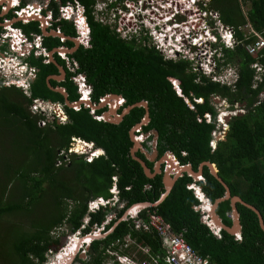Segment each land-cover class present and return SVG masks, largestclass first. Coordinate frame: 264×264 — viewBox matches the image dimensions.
<instances>
[{
	"label": "trees",
	"instance_id": "obj_1",
	"mask_svg": "<svg viewBox=\"0 0 264 264\" xmlns=\"http://www.w3.org/2000/svg\"><path fill=\"white\" fill-rule=\"evenodd\" d=\"M81 2L89 11L91 0ZM210 7L219 13L224 25L234 29L238 41L233 48H223L222 51L224 64L232 62L236 65L237 78L232 84H220L192 71L188 60H164L153 47L137 48L128 44L108 26L91 19V47H80L72 56L79 63L78 71L86 74L92 87L93 102L108 93L124 98L120 110L147 101L150 120L142 130H157L158 155L171 151L180 164L190 163L193 169L202 161L215 164L231 195L255 206L264 221V71L261 80L253 87L255 70L251 67L253 62H258L264 68V48L257 56L250 55L246 46L255 37L246 39L241 29L249 22L264 38V0H242V4L239 0H212ZM16 25L26 34L40 32L37 21ZM62 30L67 35L75 33L66 24L62 25ZM44 39L48 50L61 44L58 38ZM66 45H72V42L68 41ZM55 60L63 64L58 57ZM28 61L38 68L36 79L29 84L30 96L13 84L0 82V165L3 166L0 181H13L15 178H6L11 174H16V180H20L16 186L9 187V193L10 184L4 185L6 190L1 187L0 215L16 216L15 212L27 216L30 212L37 214L33 205L42 201L43 205L48 202L44 211L48 216L31 219L26 228L23 223H18L20 233L14 235L10 245L0 239V251L8 250L6 254L12 258L13 264H44L48 252L56 253L61 247L60 239L52 233L54 230L66 225L72 234L90 233L114 212L115 217L104 225V231L114 226L112 232L91 242L86 258H77L81 264H103L106 245L128 234L136 242L151 247L153 253L162 254L155 232L135 229L130 219L121 220L131 205L154 203L164 192L161 176L147 177L141 165L130 155L129 130L142 119L145 108L134 107L120 123L115 124L94 118L88 107L75 110L64 105L68 116L65 123L52 122L41 126L38 123L40 116L32 114L29 105L32 98L63 104L62 94L51 90L47 83V77L58 75L59 71L55 63H43L41 58L32 56ZM69 76L66 73L64 80L51 79L50 83L54 87H64L68 99L75 101L79 94ZM213 96L225 99L232 108L238 102L245 104L242 108L245 112L228 119L226 134L217 141L215 148L210 143L218 113ZM104 110L96 109L95 114L100 115ZM207 114L211 118L209 121ZM73 137L102 148L103 154L86 161L84 155L71 153L65 162L64 153ZM138 154L142 157L141 153ZM61 161L64 164H58ZM147 165L151 167L152 163L147 162ZM114 176L116 181L112 178ZM203 177L204 181L196 183L208 199L213 202L224 194L223 185L206 166ZM192 182V177L186 174L179 177L159 204L141 211L142 217L147 209H156L175 232L182 233L191 247L208 256L214 264H264V231L256 213L237 202L241 239H235L224 229L217 237L201 221V213L195 209L199 201L193 190L187 188ZM113 186L123 207L117 209L106 205L89 211L88 202L97 197L110 199ZM14 190H18L17 195ZM230 211L229 200L216 208L222 222L228 226L231 225ZM21 218L25 217L21 215Z\"/></svg>",
	"mask_w": 264,
	"mask_h": 264
},
{
	"label": "built area",
	"instance_id": "obj_2",
	"mask_svg": "<svg viewBox=\"0 0 264 264\" xmlns=\"http://www.w3.org/2000/svg\"><path fill=\"white\" fill-rule=\"evenodd\" d=\"M161 1L162 6H174L178 18L176 23H172L168 29L172 30L173 26H175L176 29H178L179 26H184L185 32L183 36L177 35L175 38L177 41L181 42L179 45H176L173 42L174 38L169 37L171 47L167 49V52L176 60H179V58L189 60L191 62L192 71L196 73L206 75L210 77L211 80L221 84H232V80L230 77L228 78V74L230 76V74L233 73H227L223 68L224 59L222 51L223 48H233L238 41L235 39L234 29L230 26L224 25L219 13L210 7L212 0ZM239 1L242 4V0ZM242 11L246 16L245 7L243 5ZM81 26V33H85L86 29H84V23H82ZM245 28H249L247 32L244 31ZM9 29V32L1 34L2 36L0 39L5 41L7 36L13 35L12 39H10L9 45L11 51L16 52L17 50L21 55H25L28 51L24 47L19 48L18 46H20L21 42H25L29 47H33V42L22 34L20 30L16 28ZM241 29L245 32L246 39H251V36L255 37V39H252L247 44L246 49L250 55L257 56L260 50L264 48V38L252 28L249 22H246ZM200 37H204L202 43L206 45V48L205 50L203 49L198 52V50L193 47L199 46L198 42L200 41ZM34 41V46H40L39 37H36ZM31 50L28 53H31ZM181 51L184 53L180 56L179 54ZM46 53L47 52L44 51V55H46ZM199 54L205 57V62L197 61ZM251 67L255 70V77L253 80V87H255L261 80V74L264 71V68L258 62H253ZM33 76H35V67H29L25 63L18 62L13 57L0 55V77L9 79L8 82L6 81L7 85L13 84L17 87H21L25 90L26 94L29 95V91H27L29 87L28 79ZM74 79L79 99L91 100L90 95L92 87L86 81L85 76L78 75ZM121 102L122 100H120V103ZM189 105L191 106V104ZM29 110L32 114L40 116L38 123L41 126L52 122L58 124L65 123L68 119L64 106L59 102H52L41 98H32ZM92 114L96 119H99L100 116L95 115L94 112ZM224 116L225 115H223V117ZM206 117L207 121H209V115H206ZM224 132L225 130H223L222 133L214 135L216 136L215 139L224 135ZM72 141L83 143L84 146H80L81 148L79 147V149L72 148ZM71 142L68 148L69 153L83 154L87 151V147L91 146V143L75 137L72 138ZM212 147L214 146L212 145ZM96 151L98 150L93 149V151L90 152L92 155L89 156L91 158L87 159V161L91 160L93 156L98 155H93ZM112 178L116 181L115 176ZM187 188L192 189L194 187L191 184L187 185ZM116 191L117 190L115 189V192ZM107 203H109L108 199L97 197L88 202V210L95 211L100 206H104ZM133 223L135 229L153 231L157 234L162 254L153 253L149 246L136 242V240L128 234L123 238H117L106 245L103 252V264H214L208 256L201 255L197 250L191 247L182 233L175 232L172 229L171 224L167 222L162 215L156 211V209H147L144 217L138 215L133 219ZM217 236L219 237L220 234L217 233ZM134 247L137 251H141L144 256L137 258L134 252L131 253L130 250Z\"/></svg>",
	"mask_w": 264,
	"mask_h": 264
},
{
	"label": "flooded vegetation",
	"instance_id": "obj_3",
	"mask_svg": "<svg viewBox=\"0 0 264 264\" xmlns=\"http://www.w3.org/2000/svg\"><path fill=\"white\" fill-rule=\"evenodd\" d=\"M161 3H162L161 0H91V3L89 5V11H88L87 7L81 2V0H23V1L17 0L16 3H13L8 8L6 13H4L0 16V27H1L0 37H1V34L9 32L10 31L9 28H16V29L20 30L22 34H24L29 40H31V42H33V47H32L31 53L27 55L28 58L26 59V61H28L33 56L35 58H41L43 63L52 62V61H50L48 56L44 55V51H46V52L51 51V50H48L46 45L44 44V40H45L44 38L45 37L58 38L61 44L59 46L54 47V48L65 47L67 50L70 49L72 51H66L63 54H59L58 52H54V54L52 55L53 56V58H52L53 63L56 62L55 57H58L60 60H62L63 64H59L58 62H56L59 65H61L65 70V76L62 80L65 79L66 73H69V75H70L69 79L71 81H73V83L75 84L74 78L77 77L78 75H83V76H85V79H86V74L84 72L78 71L80 68L79 63H78L77 59L74 58L72 55L80 47H83V48L91 47L92 38H91V27H90V22H89L90 19L93 20L94 22L100 23L101 25L108 26V28L117 35V37H119L120 39H122L123 41H125L128 44L134 45L137 48L153 47L154 49H156L158 51V53L162 56V58L164 60L176 61V59L173 58L167 52V49H165V47L163 48L162 46L159 45L160 43L158 44V42L156 43L154 41L155 40L154 33L156 32L159 34L161 32V30H166L168 32L166 34L167 38L171 37L172 33H174V36L176 35L175 26L172 27V30L168 29V27L171 26L172 23H176V21L178 19L176 12L174 10V6H172V7L169 5L162 6ZM6 5L7 4L5 2L0 5V12L2 11V9ZM30 11H35L36 13H38V14H40L46 18V21L44 24H45V29H46L48 35H45L41 29H40L39 33L30 32L29 34H26L22 27L16 25V23L27 24V23L31 22V21L23 22L20 20L15 21V19L18 18L20 15L29 14ZM9 14L11 15L10 17L7 16ZM8 20H10V21L13 20V22L9 26L4 25V23ZM33 21H37L39 28H40V24H41L40 21H38V20H33ZM82 23H84V26H85L84 29H86L85 33H83V32L81 33V28H82L81 24ZM64 24L69 25L74 29V31H75L74 35H67L66 33L63 32L62 25H64ZM52 31L60 32L63 35H65L67 38L65 40H62L57 35H52L51 34ZM171 31H172V33H171ZM12 37H13V35H9L5 38V41H7V43H9V45H10V39H12ZM36 37L40 38V46H34L35 45L34 39H36ZM68 41L72 42V45L67 46L66 42H68ZM165 41L169 42L166 39H165ZM176 41L177 40L174 37L173 42H176ZM168 45L170 46V44H168ZM7 49L8 50H6V51L3 50V53H5V55L7 57L16 56V54L13 53V51H11L10 46L7 47ZM180 59H182V58H179V60ZM183 60H185V59H183ZM28 66L29 67L32 66L29 63V61H28ZM37 73H38V68L35 67V76L29 77V79H28L29 84L32 81H34V79H36ZM58 75H60V74L58 73ZM2 84L7 85L5 83H2ZM19 88L23 91V93L25 95H27L24 89H22L21 87H19ZM27 91H29V87H28ZM76 91H77V86H76ZM77 93H78V91H77ZM27 96H30V92H29V95H27ZM90 97H91V95H90ZM216 98H217V96H213L214 101ZM218 99H221V98L219 97ZM222 100H225V99H222ZM123 103H124V101L121 103L120 109H121ZM62 105L64 106V104H62ZM228 105H229L228 106L229 110H231V111L233 110L235 105L238 106L237 109L243 108V106H241V105H243V103H239V102L235 103L233 108L231 107L230 104H228ZM106 109L107 108H105V110ZM119 110H118V112H121V110L120 111ZM238 112H241V111H237V113ZM243 112H245V111H243ZM94 114H95V111H94ZM101 114L98 116H101ZM227 114L230 117L232 115H236V113H230V112L226 113V115ZM95 115H97V114H95ZM207 115H209V114H207ZM209 117H210V115H209ZM221 117L219 114H217L216 124L222 125L223 121L221 120ZM210 120H211V118H210ZM144 125L145 124L141 125L140 129H134L133 130V136L135 138H139L138 142L140 145V147L137 148V150L134 152V155L136 157L142 159L146 163V165H147V162L152 163L151 167H149L148 165L147 166L149 167V169L151 170L152 173H155L154 165H155V162L157 161V159L159 158V155L153 161H151L146 157V155L142 151V149L147 150V152L151 154L153 142L155 140L156 150H157L158 135H157V138H155L154 134L152 133V130H155V129H151L147 132L143 131L142 127ZM132 128H133V126L129 130V137H130V140L132 142L130 150L135 145L134 139L130 134V131ZM156 132H157V130H156ZM144 134H145V136H143ZM225 134H226V132H225ZM148 142H150V144H148ZM100 149H102V148H100ZM102 151H103V149H102ZM138 153H141L142 157ZM157 153H158V151H157ZM130 155L133 158L131 151H130ZM133 159L136 160L135 158H133ZM199 164L197 165V168L194 170L198 169ZM204 167H205V165L202 167V171H201L202 172V174H201L202 178L200 179L201 181H204V177H203ZM161 170L163 171V165L161 167ZM157 175H160L161 180H162L163 172L156 173L153 177H156ZM192 181L195 183L197 182L193 178H192ZM187 185H191V183H189ZM197 200L199 201V199H197ZM114 201L115 202L112 201L113 203L111 202L112 206L117 207V206L121 205V207H122V204L120 203L119 199L114 200ZM116 203H117V206H116ZM199 204H200V201H199ZM98 228H101V226H98ZM80 253H81V251L79 250L78 253L75 255L71 264H80V260L77 259L78 257L80 258V256H79ZM49 254H50V252H49ZM80 259H82V258H80Z\"/></svg>",
	"mask_w": 264,
	"mask_h": 264
},
{
	"label": "water",
	"instance_id": "obj_4",
	"mask_svg": "<svg viewBox=\"0 0 264 264\" xmlns=\"http://www.w3.org/2000/svg\"><path fill=\"white\" fill-rule=\"evenodd\" d=\"M4 2L7 5L2 9V11L0 12V15L6 13L8 8L13 3H16L17 1L16 0H0V5ZM18 20L23 21V22L38 20L41 23L40 29L42 30V32L45 35H48V33L45 29V24H44L46 21V18L43 17L42 15L38 14V13L29 12V14H22L18 18L15 19V21H18ZM12 22H13V20H11V21L8 20L4 23V25L9 26ZM51 34L57 35L62 40H65L67 38L65 35H63L60 32H57V31H52ZM66 51H72V50H70V49L67 50L65 47H58V48L52 49L51 51H48L46 53V55L51 57V59H52L53 58L52 55L54 54V52H58L60 54H63ZM16 53H18L17 50H16ZM56 66L58 68L60 75L48 76L47 77V83H48V86L51 90L59 92L60 94H62V96L64 98L63 104L69 108L79 110L81 107H88V108H90L91 113H93L96 109L107 108L104 112H102V114L98 120H103V121L115 123V124H118L123 119V117L126 114H128L130 112V110L133 109L134 107L142 106L145 108V113H144V116L142 117L141 121L139 123L135 124L130 131V134L133 137L134 142H135V145L133 146V148H131L130 151H131L133 158H135L140 163V165L143 169V172L147 177H153L156 173L163 172L162 182L164 184V192L160 195L159 199L156 202H154V203H150V202L136 203V204L132 205L127 210V213H132V212L134 213L136 210H139L141 208L144 209L147 207L156 206L170 193L171 189L173 188L175 182L177 181V179L179 177L186 174V175L192 177L194 180H197L200 178V176L202 174V172H201L202 167L205 165L208 167L209 172L223 185L225 191L221 197L216 198L212 202L210 199H208L206 197V195L204 193H202V191L199 188L196 187V191H193V192L196 195V197L199 199L200 205L198 207H195V209L201 213V221L203 223H205L215 235H217V233H219L221 229H224L226 232L233 235L235 239L240 240L241 239L242 226H241V222H240V214H239L237 207H236V203L238 202V203H241L242 205L250 208L251 210H253L256 213V215L258 217L259 226L264 231V221H263V217H262L260 211L255 206H253L252 204H249V203L245 202L244 200H242L239 196L231 195L227 184L222 180V178L219 177V175L217 173V168L215 167V164H213L209 161H202L199 164L198 169L194 170L190 163L180 164L173 152L165 151L161 156H159V158L155 162V165H154L155 173H152L151 170L149 169V167L146 165V163L142 159H140L134 155V152L137 150V148L140 147V145H139V142L137 141L138 139H136L133 136V130L134 129H140L141 125L147 124L148 121L150 120L147 101L142 100V101L133 103L131 105H128V106L124 107L121 110V112H118V110L120 109L121 103L125 100L121 95L114 94V93H108V94L102 96L98 102H93L92 100H88V99H83V100L77 99L75 101H70L68 99V93L64 87H62V86H55L54 87L50 83L51 79H55V80L59 81L60 79H63L65 76L64 68L61 65H59L58 63H56ZM120 100H122L121 103H120ZM215 100L217 101L219 99L216 98ZM241 112H238L237 114H242ZM93 117L96 118L94 115H93ZM229 118H230V116L227 114V115H225L224 120L227 122ZM152 133L154 134L155 138H157L158 132H156V130H152ZM143 136H145V134ZM98 151L102 152L101 149ZM142 151L145 153L146 157L151 161H153L156 157H158L155 140L153 142L151 154L148 153L144 149H142ZM162 165L163 166L165 165L163 168V171L161 170ZM225 200L230 201V207H231V211H230L231 225H229V226L222 222L221 217L216 212V208L218 207V205ZM206 203L208 204L209 209H205ZM205 217H207L211 221L212 224H209V222L207 221V219ZM122 219L126 220V213L121 218V220ZM86 220H87V218H86ZM104 223H105V221L102 223V226L104 225ZM103 228L104 227L97 229V231H95L93 234L88 233L86 235H81L80 232L76 233L77 236L80 235L81 237H75V239H74L75 241L71 240L72 242H74L73 244H71V246L67 245L66 248L64 247L63 250L65 252L62 253V256L64 257V259H63V262L60 264H71L75 255L78 253V251L80 250V248L82 246V245H80L81 243H83V245H86V246H85L84 251H82V253L79 256L82 259L85 258L86 252L88 251L91 242L94 239L103 238L106 235H108L110 232H112L114 226L112 228H110L108 231L102 233L101 229H103Z\"/></svg>",
	"mask_w": 264,
	"mask_h": 264
},
{
	"label": "rangeland",
	"instance_id": "obj_5",
	"mask_svg": "<svg viewBox=\"0 0 264 264\" xmlns=\"http://www.w3.org/2000/svg\"><path fill=\"white\" fill-rule=\"evenodd\" d=\"M248 29L249 28H245L244 31L247 32ZM167 33L168 32L166 30H161V32L159 34L156 33V32L154 33V37H155V40L154 41L156 43L157 42L159 43V40H161L163 42V45H164L165 49H168L169 47H171V46L168 45V44H171V41L169 40V37L168 38L166 37V34ZM171 33H172V31H171ZM184 33H185L184 32V26H179V28L176 29L175 38H176L177 35L183 36ZM171 38H174V33H172ZM165 39L168 40L169 42H166ZM203 39H204V37H200V41L198 42L199 46H194L193 47L196 50H198V52H200L203 49L205 50V48H206V45L204 43H202ZM174 43L176 45L177 44L179 45L181 42L176 41ZM183 53L184 52L181 51L179 55L181 56ZM205 60H206L205 57H203L200 54L198 55V60H197L198 62H205ZM225 65H226L225 66L226 67L225 68L226 72L227 73H231L232 72L234 74V72L236 71V65L233 64L232 62H227ZM233 74H230V76H232ZM230 76L228 74V78ZM6 81L8 82L9 79L8 78L7 79H3V78L0 77V82L1 83H5L6 84ZM217 98H219V97L217 96ZM213 104H214L215 108L218 111L217 114H219L220 117L222 116L221 117V120L223 122H222V125L221 124H216L215 129L213 131L214 133L211 132V134L213 133V135H211V136H214V135H216L218 133H222L223 130H225V132H226V130L228 128V125L225 122V120H224L225 117H223V115H226V113H229V112L230 113H236L237 114V111H242V113L244 111L243 109H239V108L237 109V107H238L237 105L234 106V108H233L232 111L229 110L228 103L225 100H222V99H219L217 101L216 100L215 101L213 100ZM244 105L245 104H243L241 106H244ZM225 132H224V134H225ZM215 137L216 136H214L213 138H215ZM221 137H223V136H221ZM79 144H81V146H84L83 143H79V142L72 141L71 142V147L78 149L79 148ZM148 144H150V142H148ZM60 154H63V152H60ZM69 154H71V153H69L68 150L64 153V156L66 157L65 158V160H66L65 162H67V160L69 159ZM75 154H78V153H75ZM78 155H80V154H78ZM89 158H91V157H88V155H87L86 158H85V160L87 161V159H89ZM61 163L64 164L63 161L58 162V164H61ZM2 167L3 166L1 164L0 165V178L3 175L2 174L3 173ZM7 177H9L11 179H14V178L15 179L13 181H10L9 183L7 182V180H2V182L0 181V192L2 190L1 187L5 188L4 185L6 186V184L7 185L10 184V186H8V189H7L8 193H9V189L12 186H14V185L16 186L17 184L20 183V180H18V179L16 180V174L15 175L14 174H11V175L6 176V178ZM5 190H6V188H5ZM14 192H16V195H17L18 190L17 191L14 190ZM115 193H117V191ZM116 197L114 198V200L116 199ZM113 202H115V201H113ZM43 203H42V201H38L36 204L33 205L34 212H36L37 214H31V212L28 214V216L25 213L23 214L22 212H15V215L16 216H14V215H7V214H4V215L1 214L0 215V239L3 242L9 244V242H11V240H13L15 238L14 235L17 234L18 232L20 233V224H18V223H20V222L23 223V227L26 228L27 224H29L28 221H31V219H35V218H37L40 215L48 216L46 213H44V211H45V209L47 207L48 202L47 203L45 202L46 203L45 205H43ZM116 206H117V203H116ZM120 207H121V205L117 206V209H119ZM17 215H19V216H17ZM21 215H23L27 220L25 218H21ZM114 216H115V213L113 212L108 217H114ZM85 221H87V220L85 219ZM101 227H103V226L101 225ZM62 231H63V233H62ZM95 231H97V228L94 227L93 230L90 232V234H93ZM101 232L103 233V232H106V231H103L102 230ZM52 233L56 237H58L60 239L61 247L59 248V250L56 253H53V254L50 253L49 254V252H48V254H47L48 255L47 256V260H46V262L44 264H60V263H62L63 262V259H64V257L62 256V253L65 252L63 250L64 247L66 248L67 245L68 246H71V242H72L71 240L75 241L74 240L75 237H81L80 235L77 236V234H76V233H79V232H76L75 234H72V233L68 232V229H66V225H63L60 228H57ZM80 234L81 235H86L88 233H86V234L80 233ZM80 245H82L81 248H80V251L82 253V251H84L86 245H83V243H81ZM6 251H8V250H6ZM6 251H4V252L3 251H0V264H13L14 261L12 260V258L9 255L6 254ZM3 253H4V255H3ZM10 253H11V251H9V254ZM85 258H83V259H85Z\"/></svg>",
	"mask_w": 264,
	"mask_h": 264
},
{
	"label": "crops",
	"instance_id": "obj_6",
	"mask_svg": "<svg viewBox=\"0 0 264 264\" xmlns=\"http://www.w3.org/2000/svg\"><path fill=\"white\" fill-rule=\"evenodd\" d=\"M2 36V35H1ZM20 43V42H19ZM6 44V45H5ZM27 46H28V48H27ZM7 47H9V43H7V41H4V40H1L0 39V55H5V53H3V50L4 51H6V50H8L7 49ZM19 48H22V47H24L28 52L32 49V47L30 46L29 47V45L27 44V43H23V42H21L20 43V46H18ZM31 48V49H30ZM26 53L25 55H21L20 53H16V52H13V53H15L16 54V56H13V58H15V60L16 61H18V62H21V63H25L27 66H28V61H26V59L28 58L27 57V55L28 54H30V53ZM60 54V53H59ZM47 56V55H46ZM12 57V56H11ZM49 57V56H48ZM49 59H50V61H52L53 62V59H51V57H49ZM223 64H224V61H223ZM226 65L224 64L223 65V68L225 69L226 67H225ZM235 73V75L233 74V77H236L237 78V72L235 71L234 72ZM53 80H55V79H53ZM62 79H60L59 81H61ZM57 81V80H56ZM76 84V83H75ZM214 139V138H213ZM212 139V140H213ZM81 146V144H79V147ZM81 148V147H80ZM97 152V151H96ZM95 152V153H96ZM95 153L93 154V155H95ZM98 153H100V151H98ZM183 155H185V153L183 152ZM177 158V157H176ZM178 159V158H177ZM179 161V160H178ZM180 163V162H179ZM165 166V165H164ZM164 166H163V168H164ZM202 178V176H200V178L199 179H197V180H195V181H199L200 179ZM192 185H193V187L194 188H192V190L194 189V191L196 190V187L197 188H199L200 190H201V188H200V186L199 185H197L195 182H193V183H191ZM148 187V186H147ZM194 193V192H193ZM203 193V192H202ZM194 196H195V194H194ZM196 197V196H195ZM197 198V197H196ZM118 199V197L115 199V200H117ZM198 199V198H197ZM136 204V203H135ZM134 205V204H133ZM200 205V204H199ZM199 205H197V206H195V207H198ZM132 206V205H131ZM130 206V207H131ZM122 207H123V204H122ZM130 207H128L126 210H125V213H126V220L127 219H130V220H132L133 221V219H135L138 215L139 216H142L141 215V211H143L144 209H146V208H144V209H139V210H136L134 213L132 212V213H127V210L130 208ZM148 208V207H147ZM109 216V215H108ZM109 223V222H108ZM107 223V224H108ZM106 224V225H107ZM140 230V229H139ZM104 231V230H103ZM214 234V233H213ZM219 234H220V232H219ZM215 235V234H214ZM217 236V235H216ZM218 237V236H217ZM220 237V236H219ZM138 242V241H137ZM138 243H140V242H138ZM143 245V244H142ZM148 246V245H147ZM150 249H151V247H150ZM130 252L131 253H135V256L137 257V258H139V257H142V256H144L142 253H141V251H137L136 249H135V247L134 248H132L131 250H130Z\"/></svg>",
	"mask_w": 264,
	"mask_h": 264
},
{
	"label": "clouds",
	"instance_id": "obj_7",
	"mask_svg": "<svg viewBox=\"0 0 264 264\" xmlns=\"http://www.w3.org/2000/svg\"><path fill=\"white\" fill-rule=\"evenodd\" d=\"M189 61V60H188ZM230 78H231V83H233V82H235V80H236V77H233V76H230ZM237 115V114H236ZM225 117V116H224ZM82 140V139H81ZM88 143H91V142H88ZM93 149H95V150H100V148H95L94 146H93V143H91V146H89V147H87V151L86 152H84L83 154H80V155H84L85 157L88 155V157L89 156H91L92 154L90 153L91 151H93ZM101 151H102V149H101ZM101 154H103V152H100L98 155H96V156H93V158L94 157H98V156H100ZM115 186H113V188L112 189H110V192L112 193V196L113 197H111L110 199H108V201H109V203H107L106 205H111L112 206V204H111V202L112 201H114V198L117 196L118 197V195H117V193H115ZM116 197V198H117ZM113 198V199H112ZM106 205H104V206H106ZM100 207H103V206H100ZM99 207V208H100ZM98 208V209H99ZM74 234V233H73ZM53 254V253H52ZM46 262V261H45Z\"/></svg>",
	"mask_w": 264,
	"mask_h": 264
},
{
	"label": "bare ground",
	"instance_id": "obj_8",
	"mask_svg": "<svg viewBox=\"0 0 264 264\" xmlns=\"http://www.w3.org/2000/svg\"><path fill=\"white\" fill-rule=\"evenodd\" d=\"M159 43H160V45L162 46V47H164V45H163V42L161 41V40H159ZM221 84V83H220ZM223 137H224V135H222ZM223 137H219L218 139H213L211 142H214V143H211L213 146H214V148H215V146H216V143H217V141L218 140H221V139H223ZM137 139H139V138H137ZM138 141V140H137ZM95 154H99L98 153V151L95 153ZM205 209H209V206H208V204L206 203L205 204ZM115 217V216H114ZM113 217H106V220H105V223H104V225H106L111 219H112ZM206 219H207V221L209 222V224H212L211 223V221L207 218V217H205ZM104 225H103V227H104ZM95 228H97V229H99L98 227H95ZM102 230H104V228L103 229H101V231ZM104 233V232H103ZM74 242H72L71 244H73Z\"/></svg>",
	"mask_w": 264,
	"mask_h": 264
}]
</instances>
